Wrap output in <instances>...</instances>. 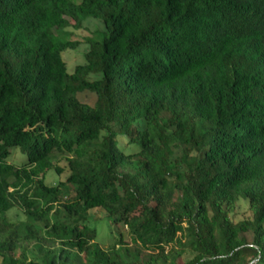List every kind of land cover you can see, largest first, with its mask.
I'll list each match as a JSON object with an SVG mask.
<instances>
[{"label":"trees","instance_id":"trees-1","mask_svg":"<svg viewBox=\"0 0 264 264\" xmlns=\"http://www.w3.org/2000/svg\"><path fill=\"white\" fill-rule=\"evenodd\" d=\"M75 1L0 0V264H264V0Z\"/></svg>","mask_w":264,"mask_h":264},{"label":"rangeland","instance_id":"rangeland-1","mask_svg":"<svg viewBox=\"0 0 264 264\" xmlns=\"http://www.w3.org/2000/svg\"><path fill=\"white\" fill-rule=\"evenodd\" d=\"M75 1V0H73ZM76 2V1H75ZM77 3V2H76ZM69 27L66 29L67 34L63 35L65 40H69L71 42L76 43L75 48L65 49L61 53V59L64 61L66 65V70L69 74H71L77 65H81L84 63V55L88 50V41L89 40H100L102 36L103 24L101 21L93 18H85L81 22V27L74 28L73 22L70 21ZM79 102L90 104L94 103V96L88 94L87 92H83L78 96ZM120 144H125V141L120 139ZM9 163H13L14 165H20L22 162H25L26 158L24 154L19 153L17 148H13L10 150V156L8 158ZM57 166L62 170L61 175H57L54 170L47 171L44 175V180L46 185H54L58 181L63 180L65 175H67V170L65 167V163L63 160H60L57 163ZM248 201L240 198L236 204L234 212L231 214V219L234 222H238L239 220L250 218V210L248 207ZM15 212H11L10 216L13 217ZM90 215L92 220L89 221V226L92 227L97 233L96 242L99 245L107 246L112 243L113 239L118 236V231L116 226L113 223V218L105 215L102 210L96 211L91 210ZM120 233L124 234V240L127 243H130V240L127 239L125 234V230L120 228Z\"/></svg>","mask_w":264,"mask_h":264}]
</instances>
